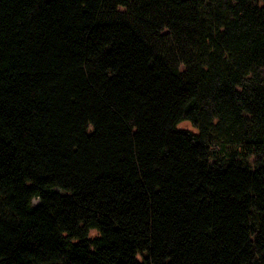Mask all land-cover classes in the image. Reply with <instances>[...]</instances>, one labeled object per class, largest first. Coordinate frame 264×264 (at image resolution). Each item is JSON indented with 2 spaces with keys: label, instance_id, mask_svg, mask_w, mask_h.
I'll list each match as a JSON object with an SVG mask.
<instances>
[{
  "label": "trees",
  "instance_id": "trees-1",
  "mask_svg": "<svg viewBox=\"0 0 264 264\" xmlns=\"http://www.w3.org/2000/svg\"><path fill=\"white\" fill-rule=\"evenodd\" d=\"M0 264H264V0H0Z\"/></svg>",
  "mask_w": 264,
  "mask_h": 264
},
{
  "label": "rangeland",
  "instance_id": "rangeland-1",
  "mask_svg": "<svg viewBox=\"0 0 264 264\" xmlns=\"http://www.w3.org/2000/svg\"><path fill=\"white\" fill-rule=\"evenodd\" d=\"M178 128L180 129H187V130H192L191 126L187 122L181 123ZM37 205V200L32 201V206L35 207Z\"/></svg>",
  "mask_w": 264,
  "mask_h": 264
},
{
  "label": "clouds",
  "instance_id": "clouds-1",
  "mask_svg": "<svg viewBox=\"0 0 264 264\" xmlns=\"http://www.w3.org/2000/svg\"><path fill=\"white\" fill-rule=\"evenodd\" d=\"M90 234H95V230H92V232Z\"/></svg>",
  "mask_w": 264,
  "mask_h": 264
}]
</instances>
